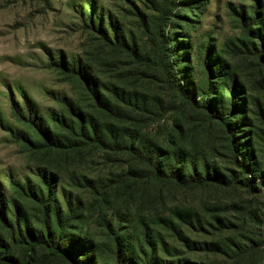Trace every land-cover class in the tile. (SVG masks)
<instances>
[{"label":"rangeland","instance_id":"1","mask_svg":"<svg viewBox=\"0 0 264 264\" xmlns=\"http://www.w3.org/2000/svg\"><path fill=\"white\" fill-rule=\"evenodd\" d=\"M243 11L253 19L254 29L264 28V0H0V198L22 201L12 183L30 181L44 187L41 177L46 172L54 176L53 188L64 216L70 208L76 211L69 229L74 247L85 239L100 249L108 247L101 226L104 219L120 222L132 233L146 222L180 250L174 257L160 253L164 263L264 264V63L254 54L256 50L264 55V37L246 34ZM164 31L171 61L185 84L195 86L201 95L206 93L203 63L209 49L210 55L216 52L221 58L214 64L226 63L225 79L236 78L242 87L238 114L231 115L229 123L241 140L242 155L258 171L254 190L238 186L193 191L133 176L124 179L130 166L107 161L93 147L34 148L17 137L28 132L37 145L41 143L16 114L29 111L48 119L65 140L71 137L52 120L64 113L63 103L74 100L92 112L76 75L62 67L72 61H80L96 74L108 96L113 85L132 93H157L149 81L136 76L143 69L126 52L103 41L102 32L113 42L116 34L124 37L140 54L151 55L150 37L156 39ZM224 93L226 108L231 101L229 89ZM218 94L213 92L215 97ZM193 136L194 144L210 152V163L222 174L229 176L236 170L222 128L190 124L179 140L190 146ZM177 209L199 215L183 225L191 238L188 247L176 243L157 224ZM29 212L30 226L38 232L37 208L31 205ZM22 256L21 251L15 252L16 258ZM49 256L40 251L34 263L57 264Z\"/></svg>","mask_w":264,"mask_h":264},{"label":"trees","instance_id":"2","mask_svg":"<svg viewBox=\"0 0 264 264\" xmlns=\"http://www.w3.org/2000/svg\"><path fill=\"white\" fill-rule=\"evenodd\" d=\"M241 17L248 36L264 37V28L254 29L253 19L246 12L243 11ZM102 35L103 41L114 49L126 52L131 61L143 69L136 76L149 81L157 93H132L113 85L108 96L101 91L96 74L80 61H72L62 67L76 75L89 97L92 112L74 100L63 103L64 113L52 120L71 137L65 140H61L50 127L48 119L37 118L29 111L19 113L15 115L16 119L33 129L41 143L37 145L28 132H21L17 137L34 148L77 150L93 147L103 152L107 161L130 166V170L122 176L124 179L133 176L146 183L193 191L238 186L254 190L258 171L242 155L241 140L236 137L235 126L229 123L231 115L238 114L240 106L236 102L239 91L243 89L236 78L225 79L224 61L214 64L221 59L220 56L216 52L210 55L211 51L207 49L203 63L206 93L201 95L199 89L185 84L177 73L165 41V31L156 39L150 37L151 55L140 54L135 45L128 44L124 37L120 38L117 34L114 42L107 32H102ZM254 54L264 63L262 52L255 50ZM216 82L220 83L218 90L214 86ZM227 88L231 101L229 107L224 108ZM216 91L219 94L215 97L213 92ZM99 116L106 121L102 122ZM190 124L202 129L214 124L222 128L230 163L237 172L232 171L228 176L217 170V165L210 163V152L194 144V136L190 146L183 143V139L179 140ZM54 180L53 175L45 172L41 177L44 187L33 185L30 181L15 182L12 184L23 200L0 198V229L3 230V234L0 233L1 262L35 264L34 257L44 251L57 264H170L162 261L160 253L171 257L180 253L178 247L172 246L149 223L142 222V226L132 233L126 232L120 222L113 224L109 219L101 223L109 241L108 247L100 249L91 239H85L79 247H74L69 229L76 211L70 208L69 215L64 216L56 199ZM31 205L37 208L39 214L37 220L41 229L38 232L30 226ZM198 218L199 215L192 210L177 209L170 216L161 217L157 224L170 232L176 243L188 247L191 238L183 225H189ZM16 251L23 253L21 259L15 257Z\"/></svg>","mask_w":264,"mask_h":264}]
</instances>
